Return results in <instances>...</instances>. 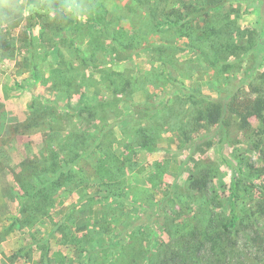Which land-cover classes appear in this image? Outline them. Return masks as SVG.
I'll return each instance as SVG.
<instances>
[{
	"label": "rangeland",
	"instance_id": "obj_1",
	"mask_svg": "<svg viewBox=\"0 0 264 264\" xmlns=\"http://www.w3.org/2000/svg\"><path fill=\"white\" fill-rule=\"evenodd\" d=\"M183 1L0 0V214L19 211L21 161L84 137L94 153L49 209L69 216L83 264H264V113L192 118L264 91V1L210 12L216 29L263 36L217 64L208 32L169 22ZM30 104L51 109L48 125L25 127ZM102 186L124 197L88 203Z\"/></svg>",
	"mask_w": 264,
	"mask_h": 264
},
{
	"label": "trees",
	"instance_id": "obj_2",
	"mask_svg": "<svg viewBox=\"0 0 264 264\" xmlns=\"http://www.w3.org/2000/svg\"><path fill=\"white\" fill-rule=\"evenodd\" d=\"M234 0H184L180 8L176 9V19L169 20L170 23H174L180 26L183 34L188 38H193L194 33L203 31L208 32L210 44H213L211 63H228L227 61L231 57H239L241 53L248 50H255L257 45L262 39V35L255 29L246 28L245 31H239L237 29L235 21L225 22L221 28L216 29L214 25H211L210 12L213 10H220L225 5L230 4ZM249 1V0H246ZM264 1V0H262ZM202 23L209 27V30H204L201 27ZM237 37L241 38L237 40ZM2 49L0 48V52ZM256 52V51H255ZM252 70L247 71L250 74ZM34 104V103H33ZM30 104L31 113L25 121V127H35L40 124L48 125L53 115L50 108L44 106H35ZM264 113V91L261 94L256 95L254 98H247L239 100L237 97H233L224 103H212L205 106H199L195 108V119H206L211 124L223 125L226 123V115L237 114L239 116H251L262 118ZM91 128V126H90ZM83 136H86L85 132ZM68 136L62 135L67 142V147H70L69 154H61L58 149L46 150V155H36L34 161L25 159L20 162V170L15 174V179L20 184L22 194L19 198V212L22 216V224L32 225L34 222L43 219L49 214L50 206L56 201V194L58 191L68 186V181L73 176V170L76 169L79 164V159L87 157L94 153L89 150L83 151L80 148L81 142L84 141V137L77 134ZM80 138V139H79ZM76 142V143H75ZM142 147L149 146V143L141 144ZM47 149L50 147L47 145ZM106 152V150L104 151ZM100 161H103L102 159ZM108 162H101V164H107ZM123 164V163H122ZM101 165V167H103ZM121 164L118 165L120 168ZM125 165L123 164V168ZM79 169V168H78ZM37 170L48 173V177L43 173H39ZM98 196L99 198H95ZM113 196H122L124 193L120 190L112 191L110 187L102 186L94 193L85 195V200L91 205H97L107 203L108 199ZM70 215V214H69ZM232 226L237 220V216L234 213V207L232 209L231 216ZM61 229L70 235L69 227L63 223ZM64 234L65 240L71 243L79 244L81 238H67ZM109 254H106L108 257Z\"/></svg>",
	"mask_w": 264,
	"mask_h": 264
},
{
	"label": "crops",
	"instance_id": "obj_3",
	"mask_svg": "<svg viewBox=\"0 0 264 264\" xmlns=\"http://www.w3.org/2000/svg\"><path fill=\"white\" fill-rule=\"evenodd\" d=\"M64 218L48 214L27 225L19 211L0 214V264H83L76 244L64 239Z\"/></svg>",
	"mask_w": 264,
	"mask_h": 264
}]
</instances>
